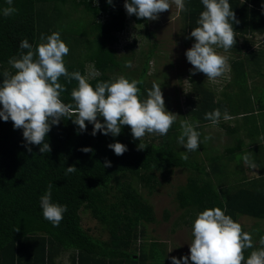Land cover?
<instances>
[{
    "label": "trees",
    "instance_id": "1",
    "mask_svg": "<svg viewBox=\"0 0 264 264\" xmlns=\"http://www.w3.org/2000/svg\"><path fill=\"white\" fill-rule=\"evenodd\" d=\"M54 2L69 0H13L12 6L18 11L9 17L0 14V81L4 70L15 71L8 61L19 55L23 39L35 48L41 34L52 33L50 25L48 28L39 27V23L47 25L46 21L52 20L39 18V11L47 14L45 7H48L49 11L55 12L59 5ZM70 2L92 16L93 48L92 53L79 62L73 57L64 59L68 71H79L86 76V63L89 62L99 73L89 79L93 87L98 81L124 75L129 81H140L137 85L139 97L146 99L147 90L152 87L147 77L149 62L155 54V42L141 51L135 50V38L120 44L124 48L121 53L117 46L120 35L128 31L126 28L130 21L134 25H142L149 38L152 35L146 28L149 20L129 16L124 0H113L111 5L107 0ZM229 3L240 22H233L236 44L229 51L235 55L229 59L230 75L226 87H235L241 94L245 90L255 94L260 91L261 96L260 92L257 93L255 106L248 111H239V107L228 109L226 101L216 99L214 88H209L203 81L190 84L192 77L189 73L187 79L192 96L189 97L188 92L185 94L186 102L195 107L188 111V115L194 125L198 121L196 129L212 123L205 119L206 113L220 110L218 125L232 136L233 141L230 146L225 145L221 155L225 160L234 158L237 152L242 157L248 151L245 146L249 150L254 149L251 143L243 141L245 137L252 136L242 119L251 109H257L264 127V41L260 46L253 45L255 36L264 34V0H245L243 4L242 0H229ZM185 4L188 11L179 15L181 30L195 40L190 37V32L198 26L196 21L204 6L201 0H185ZM5 7H8L6 0H0V9ZM51 16L54 17L53 14ZM127 61H131V67L125 66ZM60 82L67 87L61 98L70 103L71 89L77 82L67 83L63 77ZM182 117L172 125L167 135L148 136L146 133L143 143L148 146L144 150H137L140 141L133 139L130 126H122L121 133L115 137L101 132L93 136L91 123L86 122L87 130L79 132L71 119H62L58 126L51 127L47 135L51 147L47 154H41L37 145H30L32 152H28L23 130L14 129L10 119L5 122L0 118V264H65L56 260L67 251V264H172L167 261L165 242L147 240L144 227L147 222L156 221L148 196L161 180L168 181L177 167L193 170L174 190L173 199L176 207L182 210L179 215L182 222L189 223L183 216L185 214L190 215L191 220L199 212L214 207H220L236 222L243 215L264 218V167L259 168L257 177L247 178L242 170H238L231 178L225 174L228 164L219 166L214 155L208 159L204 156L208 165L202 167L198 160L191 163L184 159L174 148L182 146L175 143L180 135L179 122L185 120ZM98 119L103 122L102 117ZM117 141L127 146V151L121 156L108 148L110 143ZM250 142L256 140L250 139ZM82 147H90L93 151L82 152ZM106 159L111 161V167L103 166ZM251 159L257 161L254 154ZM70 165H74L77 171L65 175ZM225 178L230 182L226 183ZM49 184H52V202L67 206L58 227L43 218L40 208V196ZM82 209H86L106 231L107 238L94 236L81 225L79 212ZM163 211V217L167 219L169 211ZM257 233L259 239L264 235L262 230ZM138 239L143 240L140 247L135 248L133 244ZM255 245L253 249L245 250V259L259 247ZM189 264H192L190 260Z\"/></svg>",
    "mask_w": 264,
    "mask_h": 264
},
{
    "label": "clouds",
    "instance_id": "2",
    "mask_svg": "<svg viewBox=\"0 0 264 264\" xmlns=\"http://www.w3.org/2000/svg\"><path fill=\"white\" fill-rule=\"evenodd\" d=\"M204 10L196 21L197 27L190 32L195 42L185 52L187 61L193 66L195 75L202 72L207 80L215 82L227 69V57L217 52H225L236 44L233 22L239 23L229 0H201ZM245 0H242L243 4ZM8 7L0 9L5 17L12 16L18 9L13 7V0H6ZM98 3V0H93ZM112 4L113 0H107ZM176 7V15L187 12L185 0H124L126 13L149 21L157 20L161 13ZM21 51L18 56L9 59L8 64L15 71L4 70L0 81V118L5 122H13L14 129L23 130L25 147L32 152L30 145H37L41 154L51 151L47 135L53 125H59L62 119H71L78 126L79 132L87 130V124L93 125L91 135L97 132L104 135L118 136L122 126H130L132 137L139 140L137 150H144L148 145L143 143L147 134L167 135L177 121L178 114L165 107L161 85L153 83L147 90V98L141 100L140 81H129L124 75H118L106 81H98L95 87L90 78L99 75L92 72L88 76L79 71L69 72L64 57L69 47L61 39L59 31L50 35L41 34L40 42L34 48L27 39L20 42ZM27 50V51H24ZM131 67V61L125 63ZM63 77L67 83L73 80L76 87L71 89V102L62 100L67 91ZM98 117L103 118L101 122ZM221 118L219 109L205 114V119L213 125ZM181 134L177 143L183 145L186 153L198 150L202 141L201 133L196 131L198 121L194 125L187 120H180ZM211 139L204 136L203 143ZM108 148L117 156L127 151V146L120 142L110 143ZM80 151L89 153L93 149L82 147ZM187 155L184 159H187ZM244 162L251 168L256 165L248 154L243 156ZM104 167H111V161L105 160ZM77 168L70 165L65 175L75 173ZM52 184L40 196V208L43 218L53 226H59L66 205L52 202ZM18 230V229H17ZM258 231V230H257ZM193 239L189 244L190 254L181 258L171 257L172 264H264V235L260 236L259 247L255 248L245 259V250L253 249L252 234L242 230L240 223L226 215L220 207L208 208L199 212L192 222ZM172 249L169 250V252Z\"/></svg>",
    "mask_w": 264,
    "mask_h": 264
},
{
    "label": "rangeland",
    "instance_id": "3",
    "mask_svg": "<svg viewBox=\"0 0 264 264\" xmlns=\"http://www.w3.org/2000/svg\"><path fill=\"white\" fill-rule=\"evenodd\" d=\"M53 4L59 5L55 12L49 11L48 7H45V10L48 11L47 14H40L39 11V18L52 19L46 21V23H48L47 25L39 23V27L43 26L44 28H48L50 25L52 32L59 31L61 39L69 47V53L64 57V59H71V57H73L79 62L84 59L87 54L92 53V16L83 11L80 7H76L70 2V0L69 2L64 3L54 2ZM51 14H53L54 17H52ZM38 22L39 21H37V24ZM131 23L132 21L128 23V31L120 35V43L117 46V51L119 53L123 52L124 48L123 46L121 47L120 44L123 45L124 42H128L133 38L137 40L135 50L139 49L140 51L141 49L146 50L149 45L155 42V54L149 62L150 69L147 79L149 82H152V84L155 82L161 85L163 98L165 100V107L168 111L178 114L177 120L183 116L182 119L185 118V120L190 122L188 111L195 107L192 108L191 104L186 102L185 94L188 92V96H192V94H190V84L194 85L198 81H203L202 83H206L209 88H214V91L216 92V99L222 98V101H226L228 103V109L232 107H239V111H248L251 106H255L254 102L256 103V96L260 91L255 94V92L251 93L250 91L245 90L243 94H241L235 87H231L230 85L229 87H226L230 75V67L228 66L229 59L235 55L231 53V51L228 50L225 52L223 49H217L219 54L227 57V69L221 77L217 78L215 82L208 81L206 75L202 72H198L195 75L192 74L191 69L193 66L187 61L185 52L192 46L195 40L184 35L185 33L181 30L182 24L180 16L176 15V7L174 4L171 5V9L161 13L157 20L148 22L146 28H148L147 31L149 30L152 34L149 38L146 37L144 27L142 25H131ZM263 41L264 34L255 36L253 45L255 47L260 46ZM92 72L95 71L91 64L87 62L86 76ZM187 73H189L192 77L190 84L187 79L189 74ZM251 81L252 80H250V82ZM259 81H257V83L261 84ZM214 83L216 85H214ZM261 90L263 89L261 88ZM221 91H223L222 94L220 93ZM261 93L262 92H260V96ZM243 97L244 99H242ZM193 98L195 97L193 96ZM262 98H264V96ZM261 113L263 114V111ZM242 119L245 123H243L245 129L249 130L252 135L249 138L245 137L243 141L245 144L251 143V146L254 148L249 150L244 145L248 150L245 153L248 154L250 158H252V154H254V160L257 159V161H254V163H256L255 168L249 167L243 160V156L245 154H242V157H240L239 152H237L235 157L232 159L225 160L224 158H221V155L224 153L225 145L230 146L233 141L231 138L232 136L228 135L218 124L213 125L212 123H209L200 129H196V131L201 133L200 140L202 141L197 151L186 153L184 146L182 145L181 147H177V144L174 148L177 151H180L179 154L183 158L187 155V160L191 163H196L198 160L201 167L202 165H208V160L204 159L205 157L208 159L210 156L214 155L215 158L218 159L217 164L219 166L224 167L228 164L225 174L231 178H234L238 170H242V174H244L247 178L255 177L257 175L259 176V168L264 167V127L262 128L261 121L259 120V114L255 108H253V110L251 109L247 117ZM239 121L241 122L240 117ZM262 121L264 124V118ZM179 131L181 134V127L179 128ZM148 136L151 135L148 134ZM204 136H210L211 139H209L207 143H203ZM250 139H254L256 142H250ZM175 143H177V141ZM206 170H208V167H206ZM192 171V169H182L180 167L174 168L172 174L169 176V180H161L154 189L153 193L148 196L149 202L153 206V214L156 221L146 223L144 227V235L147 240L165 242L167 261L170 263H172V256L181 258L190 254L189 244L193 239L192 222L194 221V217L190 220V215H183L185 219L189 220V223L179 220V215L182 214V210L176 207L173 196L176 185L184 183L186 177ZM214 179L216 180V178ZM225 179L227 180L226 183L230 182L228 178ZM163 210L169 211L167 219H164L163 217ZM79 214L81 225L84 228H88L94 236H98L102 239L107 238L106 231L101 229L98 222L86 209L80 210ZM237 222L241 224L243 231L252 234L253 243L256 244L255 246H258L259 238L257 236V232L259 230L264 231V218L255 219L251 216L243 215L238 217ZM142 240L143 239H138L136 243L133 244L134 247L139 248V243H142ZM133 245H131V247H133ZM170 249L172 250L169 252ZM68 253V251L65 252V254L58 257L56 261H61L67 264Z\"/></svg>",
    "mask_w": 264,
    "mask_h": 264
},
{
    "label": "crops",
    "instance_id": "4",
    "mask_svg": "<svg viewBox=\"0 0 264 264\" xmlns=\"http://www.w3.org/2000/svg\"><path fill=\"white\" fill-rule=\"evenodd\" d=\"M131 25H133L132 23H131ZM127 30H128V26H127V28H126ZM256 164V163H255ZM249 168V167H248ZM227 169V168H226ZM226 169H225V171H226ZM259 171V170H258ZM244 175V174H243ZM258 176V175H257ZM257 176H255V177H257ZM246 177V176H245ZM225 186V185H224Z\"/></svg>",
    "mask_w": 264,
    "mask_h": 264
}]
</instances>
